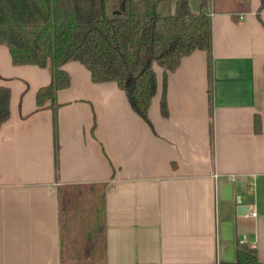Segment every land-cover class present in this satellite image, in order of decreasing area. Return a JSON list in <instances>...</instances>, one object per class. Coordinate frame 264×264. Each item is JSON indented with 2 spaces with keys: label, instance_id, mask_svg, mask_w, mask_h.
<instances>
[{
  "label": "crops",
  "instance_id": "crops-1",
  "mask_svg": "<svg viewBox=\"0 0 264 264\" xmlns=\"http://www.w3.org/2000/svg\"><path fill=\"white\" fill-rule=\"evenodd\" d=\"M247 6L211 11V54L169 72L166 115L157 70L147 119L74 61L55 129L51 66L0 45V264H231L242 242L264 264V0Z\"/></svg>",
  "mask_w": 264,
  "mask_h": 264
},
{
  "label": "trees",
  "instance_id": "trees-1",
  "mask_svg": "<svg viewBox=\"0 0 264 264\" xmlns=\"http://www.w3.org/2000/svg\"><path fill=\"white\" fill-rule=\"evenodd\" d=\"M249 1L201 0L195 13L190 0H0V45L15 65L51 66V82L38 90L37 104L50 102L55 129L58 93L71 85L65 65L74 61L93 82H116L147 119L158 93L157 70H163L166 115L169 72L196 50L211 54V11L237 12ZM11 93L0 85V127L11 116ZM260 124L256 119L257 130ZM242 243L231 264H261L256 250Z\"/></svg>",
  "mask_w": 264,
  "mask_h": 264
},
{
  "label": "water",
  "instance_id": "water-1",
  "mask_svg": "<svg viewBox=\"0 0 264 264\" xmlns=\"http://www.w3.org/2000/svg\"><path fill=\"white\" fill-rule=\"evenodd\" d=\"M246 211H247V206L242 205L239 207V212L245 213Z\"/></svg>",
  "mask_w": 264,
  "mask_h": 264
},
{
  "label": "rangeland",
  "instance_id": "rangeland-1",
  "mask_svg": "<svg viewBox=\"0 0 264 264\" xmlns=\"http://www.w3.org/2000/svg\"><path fill=\"white\" fill-rule=\"evenodd\" d=\"M200 1H201V0H192V3H193V5H195V3H196V5H197V3L200 4ZM196 5H195V6H196ZM247 8H250V7L246 6L245 9H247Z\"/></svg>",
  "mask_w": 264,
  "mask_h": 264
},
{
  "label": "built area",
  "instance_id": "built-area-1",
  "mask_svg": "<svg viewBox=\"0 0 264 264\" xmlns=\"http://www.w3.org/2000/svg\"><path fill=\"white\" fill-rule=\"evenodd\" d=\"M253 214L256 215V212H254Z\"/></svg>",
  "mask_w": 264,
  "mask_h": 264
}]
</instances>
